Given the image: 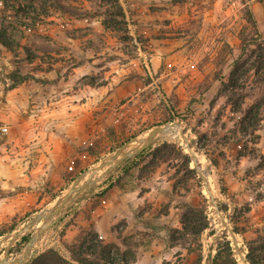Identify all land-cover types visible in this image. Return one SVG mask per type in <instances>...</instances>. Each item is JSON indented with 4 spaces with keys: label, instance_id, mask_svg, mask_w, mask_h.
Segmentation results:
<instances>
[{
    "label": "rangeland",
    "instance_id": "1",
    "mask_svg": "<svg viewBox=\"0 0 264 264\" xmlns=\"http://www.w3.org/2000/svg\"><path fill=\"white\" fill-rule=\"evenodd\" d=\"M261 40L264 0H0V264L49 249L70 258L108 209L105 242L137 257L156 244L163 264H196L200 253L207 264L226 236L239 264H251L249 243L264 264V73L234 75L247 84L240 111L226 90L236 67L253 68ZM256 101L262 114L249 125ZM164 127L148 147H181L187 179L179 160L151 164V151L132 167L139 149L118 158ZM184 204L207 216L200 238L182 232Z\"/></svg>",
    "mask_w": 264,
    "mask_h": 264
},
{
    "label": "trees",
    "instance_id": "2",
    "mask_svg": "<svg viewBox=\"0 0 264 264\" xmlns=\"http://www.w3.org/2000/svg\"><path fill=\"white\" fill-rule=\"evenodd\" d=\"M122 17H124L123 14ZM253 24L254 26L256 25L255 22H253ZM242 46L243 54L247 55V52H250V48H248L249 46H246V44H243ZM251 52L252 54L250 56L248 55V58L255 59L253 62V68L251 67L247 68L245 71H241V69L236 67L231 73V85L226 89L230 94L229 100H231V102L233 101V104L235 105V111H240L245 104L246 96L242 92L246 89L247 84L246 82L239 83V78L234 79V75L236 74L239 77H246L249 71L253 70L257 75L264 73V43L261 42V44H257V49ZM249 60L250 59L245 60L243 62L244 65H249ZM235 64H238V61L235 62ZM261 108L260 101H256L254 104L247 107L245 119L249 121V125H253L254 121L256 122L260 120L262 114ZM172 113L175 114V111H172ZM172 119L173 118L170 115L169 118H166L164 123L171 122ZM150 151L151 154L148 158H151V164L155 165V163L179 160L182 163V169L180 168V170L184 173V178L186 177L187 179L188 176L193 174V170L190 168L191 160L189 156L175 143L166 142L155 149L148 147L142 152L136 154L133 160L129 159L127 162L131 164V167L138 165L137 160L145 161L144 155ZM126 173H128V171ZM119 182L120 181H117V183ZM226 192V188L222 186L221 194H225ZM181 225L184 234H190L196 238H200L202 234L210 228L204 211L200 213L199 209L192 207L189 204H184L183 206ZM224 240L225 243L218 247L217 254L214 256L211 264H239L230 241L227 240L226 236ZM27 241V237H24L22 240L23 243ZM248 247L250 252L247 255V261L251 264H256L252 258V251L254 250L253 246L249 243ZM68 249L71 255L70 258L65 257L55 249H49L33 258L29 264H131L137 259L136 254L131 251H122L119 246L106 243L100 238L97 232H86L75 244L68 246ZM201 250L202 249H200V252ZM203 260V254L200 253L196 264H202Z\"/></svg>",
    "mask_w": 264,
    "mask_h": 264
},
{
    "label": "crops",
    "instance_id": "3",
    "mask_svg": "<svg viewBox=\"0 0 264 264\" xmlns=\"http://www.w3.org/2000/svg\"><path fill=\"white\" fill-rule=\"evenodd\" d=\"M3 54L9 57L7 53H3ZM7 64L10 66L9 63ZM5 72L7 73V71ZM22 90H23L22 85H18L17 87L14 88V91L12 92H16V91L22 92ZM99 215H100L101 223L96 224L99 236L104 241L110 242L113 239V235H114L113 226L115 225L114 223L116 222V218L113 215V213L109 211V209L103 213L101 212V214ZM160 249L161 248H159L155 244L149 250L140 251L136 261L131 264H163V261L165 260L169 261L167 260V257L164 256V253L160 252Z\"/></svg>",
    "mask_w": 264,
    "mask_h": 264
},
{
    "label": "bare ground",
    "instance_id": "4",
    "mask_svg": "<svg viewBox=\"0 0 264 264\" xmlns=\"http://www.w3.org/2000/svg\"><path fill=\"white\" fill-rule=\"evenodd\" d=\"M165 128V127H164ZM162 129L159 128V129H155V130H151L149 132H147L146 134H142L140 135L139 137H137L136 139L132 140L130 143H128L127 145L124 146V148L119 152L118 154V158H121V157H124L126 155H129L133 152H135L137 149L143 147L144 145H146L148 142L150 141H153L155 139H162V137L166 134V133H163L161 131ZM181 136V135H180ZM164 139V138H163ZM167 139V138H166ZM160 141V140H159ZM182 141V140H181ZM185 141V140H184ZM187 142V141H186ZM189 146V145H188ZM192 152V151H191ZM114 155V154H113ZM200 156V155H199ZM199 156L192 152V166H194L199 174L200 177H203L204 179H206V181L209 179L207 178V174H206V170L204 168V165H203V161H201V159L199 158ZM110 159V158H109ZM112 159V158H111ZM113 160V159H112ZM111 162V161H110ZM108 167V166H107ZM206 167V166H205ZM113 168V166H112ZM115 169V168H114ZM110 171V170H109ZM209 172V171H208ZM108 172H106L107 174ZM101 174V173H99ZM98 175V174H97ZM89 178V177H88ZM100 178V177H99ZM86 179V177H85ZM88 180V179H87ZM98 180V179H96ZM100 181V180H99ZM82 182V181H80ZM94 182V181H93ZM99 183V182H98ZM93 185V184H92ZM91 185V187H92ZM90 188V187H89ZM208 189H206V193H209L207 191ZM213 198V197H212ZM68 199V196L67 198H65V201ZM71 200V199H70ZM212 200V199H211ZM215 202V201H214ZM213 202V203H214ZM57 205V204H56ZM62 215V213H61Z\"/></svg>",
    "mask_w": 264,
    "mask_h": 264
},
{
    "label": "water",
    "instance_id": "5",
    "mask_svg": "<svg viewBox=\"0 0 264 264\" xmlns=\"http://www.w3.org/2000/svg\"><path fill=\"white\" fill-rule=\"evenodd\" d=\"M163 133H167L170 130V127H166V128H161ZM152 141L148 142L146 145H144L143 147L139 148L138 153L142 152L144 150V148L148 147L151 144ZM137 153V154H138ZM132 154V153H131ZM130 155V154H129ZM74 190H72L68 196H71L73 194ZM66 201L64 200L62 202V204L60 205V207L57 209L55 214H58L60 211H62V209L65 207ZM54 215L49 217V220L53 217ZM232 236H234V233H232ZM236 244V243H235ZM214 258V244H210L209 249H208V255H207V259H206V263L207 264H211L212 260Z\"/></svg>",
    "mask_w": 264,
    "mask_h": 264
},
{
    "label": "built area",
    "instance_id": "6",
    "mask_svg": "<svg viewBox=\"0 0 264 264\" xmlns=\"http://www.w3.org/2000/svg\"><path fill=\"white\" fill-rule=\"evenodd\" d=\"M2 131H3V133H8V128L6 127V126H4L3 128H2Z\"/></svg>",
    "mask_w": 264,
    "mask_h": 264
}]
</instances>
